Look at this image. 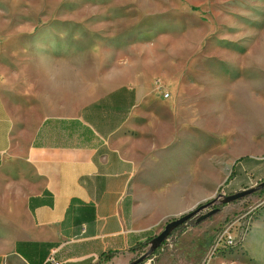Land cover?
<instances>
[{
  "label": "rangeland",
  "instance_id": "rangeland-1",
  "mask_svg": "<svg viewBox=\"0 0 264 264\" xmlns=\"http://www.w3.org/2000/svg\"><path fill=\"white\" fill-rule=\"evenodd\" d=\"M0 27L16 114H72L121 85L145 90L150 107L126 134V151L171 158L174 176L149 181L157 229L128 264L168 223L264 182V0H0ZM214 207L217 215L192 219L142 264H203L229 224L232 255L264 234V189Z\"/></svg>",
  "mask_w": 264,
  "mask_h": 264
},
{
  "label": "crops",
  "instance_id": "crops-1",
  "mask_svg": "<svg viewBox=\"0 0 264 264\" xmlns=\"http://www.w3.org/2000/svg\"><path fill=\"white\" fill-rule=\"evenodd\" d=\"M3 53L0 27V264H45L50 256L128 264L157 229L149 181L174 176L171 158L140 161L126 151V134L150 107L145 90L121 85L72 114H16L5 97ZM243 248L203 264H264L263 233Z\"/></svg>",
  "mask_w": 264,
  "mask_h": 264
},
{
  "label": "water",
  "instance_id": "water-1",
  "mask_svg": "<svg viewBox=\"0 0 264 264\" xmlns=\"http://www.w3.org/2000/svg\"><path fill=\"white\" fill-rule=\"evenodd\" d=\"M264 189V182L257 185L256 187H253L251 189L242 191L240 193H236L230 196H225V195H219L216 199H214L213 201L207 203L206 205H203L201 207H199L198 209H196L195 211L186 214L170 223H168L164 229V231L154 237L151 241H150V249L143 254L141 257H139L137 260L133 261L130 264H142L144 263L154 252H156L165 241L168 240V238L172 235V233L174 231H176L178 228L186 225L189 221H191L192 219H196V224H201L209 219H211L212 217H214L215 215H217L219 213V208H215L214 206L216 204H220V205H228L231 204L233 202L239 201L241 199H244L248 196H251L261 190Z\"/></svg>",
  "mask_w": 264,
  "mask_h": 264
},
{
  "label": "built area",
  "instance_id": "built-area-1",
  "mask_svg": "<svg viewBox=\"0 0 264 264\" xmlns=\"http://www.w3.org/2000/svg\"><path fill=\"white\" fill-rule=\"evenodd\" d=\"M165 97L168 98L169 94H166ZM235 244L236 241L232 235V224H229L223 229L222 235L217 237V239L214 241L210 249L211 250L210 258L209 259L207 258V262L213 257H215L217 254L221 253L222 251L227 249H232V247L235 246ZM45 264H61V263L58 262L53 256H50Z\"/></svg>",
  "mask_w": 264,
  "mask_h": 264
},
{
  "label": "trees",
  "instance_id": "trees-1",
  "mask_svg": "<svg viewBox=\"0 0 264 264\" xmlns=\"http://www.w3.org/2000/svg\"><path fill=\"white\" fill-rule=\"evenodd\" d=\"M231 177H232V175H231ZM183 228V226L182 227H180V228H178L177 230H180V229H182ZM146 244H148V242L147 243H144V244H141V245H138L137 247H135L134 249H132V252H135L138 248H140V247H142V246H144V245H146ZM111 257L109 256L108 257V260L110 259Z\"/></svg>",
  "mask_w": 264,
  "mask_h": 264
}]
</instances>
